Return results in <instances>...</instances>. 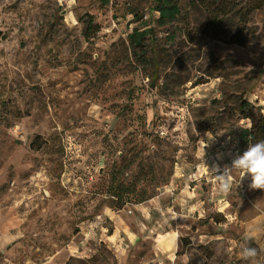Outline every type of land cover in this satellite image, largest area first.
Returning a JSON list of instances; mask_svg holds the SVG:
<instances>
[{
	"label": "rangeland",
	"instance_id": "1",
	"mask_svg": "<svg viewBox=\"0 0 264 264\" xmlns=\"http://www.w3.org/2000/svg\"><path fill=\"white\" fill-rule=\"evenodd\" d=\"M177 3L159 27L154 0H0V264H140L152 241L118 256L110 213L174 230L175 264H242L264 189L216 175L247 149L240 102L262 113L264 9L238 47Z\"/></svg>",
	"mask_w": 264,
	"mask_h": 264
},
{
	"label": "trees",
	"instance_id": "2",
	"mask_svg": "<svg viewBox=\"0 0 264 264\" xmlns=\"http://www.w3.org/2000/svg\"><path fill=\"white\" fill-rule=\"evenodd\" d=\"M155 11L159 17L157 24L159 27H165L175 22L181 12L177 0H154ZM208 17L207 26L200 32L203 35H209L215 41L227 40L228 44L238 47H245V35L250 16L264 9V0H247L244 7H238L236 0H196ZM236 20L238 26L234 31L226 30L228 24ZM150 32V31H148ZM148 32L135 33L130 36L132 45H140ZM239 114L242 119L250 120V129H244L240 133V147L246 149L249 144H253L264 139V114L261 109L247 102L241 101L239 105Z\"/></svg>",
	"mask_w": 264,
	"mask_h": 264
},
{
	"label": "clouds",
	"instance_id": "3",
	"mask_svg": "<svg viewBox=\"0 0 264 264\" xmlns=\"http://www.w3.org/2000/svg\"><path fill=\"white\" fill-rule=\"evenodd\" d=\"M251 178V189H264V139L249 144L242 154H237L223 173L216 175L217 187L228 192L234 182V173ZM242 264H264V226L249 222L244 231L243 243L239 248Z\"/></svg>",
	"mask_w": 264,
	"mask_h": 264
},
{
	"label": "crops",
	"instance_id": "4",
	"mask_svg": "<svg viewBox=\"0 0 264 264\" xmlns=\"http://www.w3.org/2000/svg\"><path fill=\"white\" fill-rule=\"evenodd\" d=\"M258 106L262 108V113H264V102L262 100ZM219 142L220 138L212 137L209 144ZM260 196L264 199V194H260ZM109 218L110 220H114L116 230L110 235H105L104 238L105 242L113 244L117 248L118 256H124L128 249L151 240L152 250L150 256L140 264H164L165 261H169L167 264H175L174 260H176L177 250L179 248V235L174 230H170L161 235L152 226L145 225V222L139 223L140 221H138L139 227L131 228L121 216H115L110 213Z\"/></svg>",
	"mask_w": 264,
	"mask_h": 264
}]
</instances>
